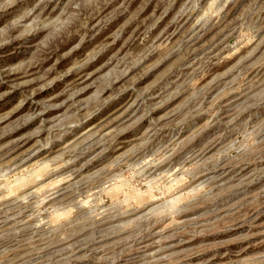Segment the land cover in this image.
Instances as JSON below:
<instances>
[{
	"label": "rangeland",
	"instance_id": "1",
	"mask_svg": "<svg viewBox=\"0 0 264 264\" xmlns=\"http://www.w3.org/2000/svg\"><path fill=\"white\" fill-rule=\"evenodd\" d=\"M0 264H264V0H0Z\"/></svg>",
	"mask_w": 264,
	"mask_h": 264
},
{
	"label": "bare ground",
	"instance_id": "2",
	"mask_svg": "<svg viewBox=\"0 0 264 264\" xmlns=\"http://www.w3.org/2000/svg\"><path fill=\"white\" fill-rule=\"evenodd\" d=\"M241 110V109H240ZM82 139V138H81Z\"/></svg>",
	"mask_w": 264,
	"mask_h": 264
}]
</instances>
